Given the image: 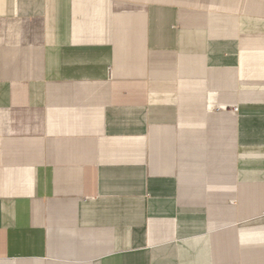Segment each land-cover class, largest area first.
<instances>
[{
    "label": "crops",
    "instance_id": "1",
    "mask_svg": "<svg viewBox=\"0 0 264 264\" xmlns=\"http://www.w3.org/2000/svg\"><path fill=\"white\" fill-rule=\"evenodd\" d=\"M0 264H264V0H0Z\"/></svg>",
    "mask_w": 264,
    "mask_h": 264
},
{
    "label": "built area",
    "instance_id": "2",
    "mask_svg": "<svg viewBox=\"0 0 264 264\" xmlns=\"http://www.w3.org/2000/svg\"><path fill=\"white\" fill-rule=\"evenodd\" d=\"M216 110H221L222 108H226L225 106H221L218 104L212 105ZM231 109L237 111V106H231Z\"/></svg>",
    "mask_w": 264,
    "mask_h": 264
}]
</instances>
